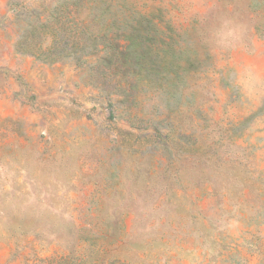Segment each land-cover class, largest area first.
<instances>
[{"label": "rangeland", "instance_id": "obj_1", "mask_svg": "<svg viewBox=\"0 0 264 264\" xmlns=\"http://www.w3.org/2000/svg\"><path fill=\"white\" fill-rule=\"evenodd\" d=\"M0 264H264V0H0Z\"/></svg>", "mask_w": 264, "mask_h": 264}]
</instances>
